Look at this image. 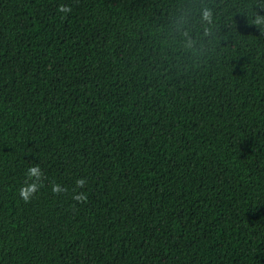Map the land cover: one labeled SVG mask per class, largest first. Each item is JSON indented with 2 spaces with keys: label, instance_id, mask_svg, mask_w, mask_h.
Here are the masks:
<instances>
[{
  "label": "trees",
  "instance_id": "trees-1",
  "mask_svg": "<svg viewBox=\"0 0 264 264\" xmlns=\"http://www.w3.org/2000/svg\"><path fill=\"white\" fill-rule=\"evenodd\" d=\"M0 264H264V0H0Z\"/></svg>",
  "mask_w": 264,
  "mask_h": 264
},
{
  "label": "clouds",
  "instance_id": "clouds-1",
  "mask_svg": "<svg viewBox=\"0 0 264 264\" xmlns=\"http://www.w3.org/2000/svg\"><path fill=\"white\" fill-rule=\"evenodd\" d=\"M58 11L60 12H70L71 8L67 5H60ZM203 18L205 20H210L211 13L208 10H205L203 13ZM27 179L25 180L24 185L20 189V196L25 202H29L32 197L38 193V190L43 184L44 173L41 170L40 166L37 164L35 166H30L27 170ZM85 181L83 179H78L76 184L78 187L83 186ZM53 193H60L64 191L59 184H54L52 186ZM75 199L84 201L87 199L86 195L83 193L77 194Z\"/></svg>",
  "mask_w": 264,
  "mask_h": 264
}]
</instances>
